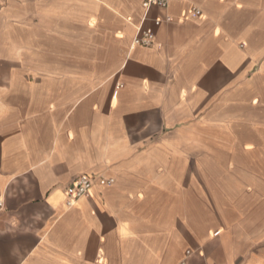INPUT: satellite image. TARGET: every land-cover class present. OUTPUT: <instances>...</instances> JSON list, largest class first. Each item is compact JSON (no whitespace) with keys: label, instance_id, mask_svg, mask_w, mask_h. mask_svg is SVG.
<instances>
[{"label":"crops","instance_id":"1","mask_svg":"<svg viewBox=\"0 0 264 264\" xmlns=\"http://www.w3.org/2000/svg\"><path fill=\"white\" fill-rule=\"evenodd\" d=\"M144 2L0 0V264H264V0Z\"/></svg>","mask_w":264,"mask_h":264},{"label":"built area","instance_id":"2","mask_svg":"<svg viewBox=\"0 0 264 264\" xmlns=\"http://www.w3.org/2000/svg\"><path fill=\"white\" fill-rule=\"evenodd\" d=\"M173 0H145L143 6L146 10H149L151 6H160L166 8L168 4ZM197 15L201 14L200 10H194ZM160 22L157 21L156 25H159ZM154 42V32L151 29L143 30L140 28L138 30V34L134 39L135 45H143V46H150ZM108 183H111L108 182ZM93 187V180L90 176H80L73 180V182L66 188V197H67V205L73 206L75 203L82 197L88 195L90 190ZM5 208V199L0 194V212H2ZM187 256L191 254V251H187ZM181 264H186L182 262Z\"/></svg>","mask_w":264,"mask_h":264},{"label":"rangeland","instance_id":"3","mask_svg":"<svg viewBox=\"0 0 264 264\" xmlns=\"http://www.w3.org/2000/svg\"><path fill=\"white\" fill-rule=\"evenodd\" d=\"M219 124H222V121L218 122Z\"/></svg>","mask_w":264,"mask_h":264}]
</instances>
